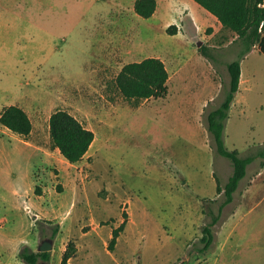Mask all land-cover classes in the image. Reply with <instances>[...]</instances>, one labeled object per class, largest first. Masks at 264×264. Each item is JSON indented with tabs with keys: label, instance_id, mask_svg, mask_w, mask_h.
Masks as SVG:
<instances>
[{
	"label": "rangeland",
	"instance_id": "obj_1",
	"mask_svg": "<svg viewBox=\"0 0 264 264\" xmlns=\"http://www.w3.org/2000/svg\"><path fill=\"white\" fill-rule=\"evenodd\" d=\"M69 1L55 0L51 13L35 8L26 33L0 42V113L17 103L33 122L26 136L1 123L2 142L30 149L32 158L20 157L17 181L0 187V264H28L22 247L38 250L45 239L53 240L51 264L66 251L70 264H264L260 157L224 206L213 244L200 250L203 227L225 199L217 178L224 186L233 172L215 151L207 114L224 99L238 33L210 20L194 33L170 34L160 21L178 8L165 0L153 23L132 10L134 0H93L80 23L51 19ZM85 2L75 6L84 12ZM149 56L168 68L167 96L125 97L120 70ZM244 67L250 82L230 109L225 142L247 155L264 148V53L253 49ZM60 108L95 132L80 161L70 162L51 138L50 117Z\"/></svg>",
	"mask_w": 264,
	"mask_h": 264
},
{
	"label": "trees",
	"instance_id": "obj_2",
	"mask_svg": "<svg viewBox=\"0 0 264 264\" xmlns=\"http://www.w3.org/2000/svg\"><path fill=\"white\" fill-rule=\"evenodd\" d=\"M205 9L214 14L226 27L236 31L241 39L242 47L238 57L227 63L229 72V85L221 103L210 109L207 114V128L212 138L215 151L227 157L232 165L233 172L224 186L217 178V189L224 191L225 199L219 206L217 213L211 212L212 218L203 227L200 250H207L215 239L214 225L218 222L221 212L226 204L233 201L235 192L241 180L246 176L249 165L258 157L262 158L264 166V148L256 153L242 155L238 149H231L225 142V127L229 117L232 103L240 88L242 59L259 43L264 52V34L261 24L264 23V0H195ZM157 0H136L135 11L142 17L148 18L154 14ZM168 33L176 34L177 25L171 24ZM203 53L210 55L209 47L202 44L199 48ZM169 71L164 60L157 56L145 57L141 60L131 61L122 67L117 77V85L127 98H161L168 94ZM0 122L19 135H29L33 122L29 112L21 105L9 104L3 107ZM51 138L62 154L70 161L82 160L87 154L95 139V132L87 127L81 120L67 109H58L50 117ZM125 227V222L113 230L110 248L117 242L118 236ZM55 229L53 237L57 233ZM19 256L28 264H37L41 260L50 261L51 250H34L24 245ZM70 253L64 252L61 264H70Z\"/></svg>",
	"mask_w": 264,
	"mask_h": 264
},
{
	"label": "crops",
	"instance_id": "obj_3",
	"mask_svg": "<svg viewBox=\"0 0 264 264\" xmlns=\"http://www.w3.org/2000/svg\"><path fill=\"white\" fill-rule=\"evenodd\" d=\"M93 0H86L84 9L82 11L81 5L76 7V0H70L65 7H63V12L58 10V15L53 16L51 14V19H56L57 21L66 23H80L83 18L91 17V4ZM96 1V0H95ZM135 1L132 3V10L135 11ZM169 1L168 5L170 7H177L175 12L169 14L165 21H160L161 27L166 29L171 24H176L179 31L189 27V29L194 33L196 31V25L204 26L206 22L218 20V18L212 14L210 11L205 9L195 0H165ZM55 0H0V42H15L22 34L26 33L24 30L31 22V13L35 8H45L46 11H51L56 7L54 4ZM36 4H41L35 6ZM74 5V6H73ZM89 6V8H88ZM160 8V0H157V8L154 14L148 18L152 23L156 20L157 14ZM137 13V12H136ZM114 14H112V18ZM144 18V17H143ZM219 21V20H218ZM220 22V21H219ZM22 29V30H21ZM195 30V31H194ZM259 48L260 52H263L260 45L255 44L251 50L242 59V73L240 88L236 94V97L232 103L231 108L236 104L238 95L242 89V85L246 84L248 86L250 82V77L244 71V60L248 58L253 49ZM264 53V52H263ZM242 102V101H241ZM1 105V102H0ZM1 116V113H0ZM0 122V130H1ZM15 133V132H14ZM17 134V133H16ZM0 131V187H13L17 181L16 168L20 157L25 159H31V150L26 147H17V144L9 142H2ZM2 144L5 146L3 147ZM260 177V176H259ZM258 177V178H259ZM258 178H255L253 185L257 182Z\"/></svg>",
	"mask_w": 264,
	"mask_h": 264
},
{
	"label": "water",
	"instance_id": "obj_4",
	"mask_svg": "<svg viewBox=\"0 0 264 264\" xmlns=\"http://www.w3.org/2000/svg\"><path fill=\"white\" fill-rule=\"evenodd\" d=\"M53 248V240L45 239L39 246L38 250L47 251ZM37 264H51L50 261L41 260Z\"/></svg>",
	"mask_w": 264,
	"mask_h": 264
},
{
	"label": "built area",
	"instance_id": "obj_5",
	"mask_svg": "<svg viewBox=\"0 0 264 264\" xmlns=\"http://www.w3.org/2000/svg\"><path fill=\"white\" fill-rule=\"evenodd\" d=\"M263 25V23L261 24V26ZM261 29V28H260Z\"/></svg>",
	"mask_w": 264,
	"mask_h": 264
}]
</instances>
